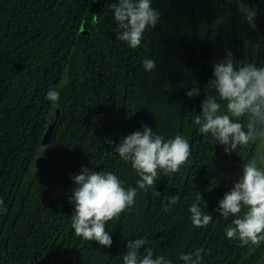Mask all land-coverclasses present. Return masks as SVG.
<instances>
[{"label": "trees", "instance_id": "16d2710c", "mask_svg": "<svg viewBox=\"0 0 264 264\" xmlns=\"http://www.w3.org/2000/svg\"><path fill=\"white\" fill-rule=\"evenodd\" d=\"M116 2L0 0V264H123L127 243L142 237L144 248L172 264L199 248L201 264H259L264 242L241 247L229 240L225 229L236 217L224 218L218 208L264 145L238 146L211 176L224 145L201 134L193 118L215 95L213 65L229 51L234 66L264 67V0H242L256 10L255 29L237 0H151L160 19L135 49L117 39ZM147 58L156 61L154 71L144 70ZM194 87L199 94L187 96ZM52 88L60 114L49 133L55 103L45 97ZM144 125L165 140L183 135L190 157L179 172L158 170L156 183L138 189L135 204L107 222L111 247L78 237L72 177L82 167L104 170L136 188L139 175L115 148ZM197 194L213 217L206 227L189 218ZM173 196L179 201L165 211Z\"/></svg>", "mask_w": 264, "mask_h": 264}, {"label": "clouds", "instance_id": "9594fccd", "mask_svg": "<svg viewBox=\"0 0 264 264\" xmlns=\"http://www.w3.org/2000/svg\"><path fill=\"white\" fill-rule=\"evenodd\" d=\"M237 4L255 29L256 10L242 0H237ZM111 7L117 22V39L127 42L133 49L141 46L145 31L154 28L160 19V13L151 6V0H117ZM142 64L145 71L156 69L153 59H144ZM213 69L214 79L209 81V88L215 90V95L206 96L201 103V114L193 118L199 132L210 134L217 144L224 145V151L229 155L238 146L257 141L264 145V67H257L255 63L234 66L229 51L224 60L213 65ZM198 94L199 89L195 87L186 93L189 97ZM59 97L60 93L52 88L45 98L56 103ZM244 117H247L246 123L241 122ZM115 151L125 162H131L139 175L136 188L126 189L117 175L104 170L96 172L82 167L80 174L72 177L75 184L70 197L75 206L72 228L78 237L95 240L104 247H111L113 243L106 231L107 222L119 219L122 212L135 204L138 189L147 191L153 186L158 170L166 176L179 172L191 155L190 144L183 135L177 134L165 140L147 125L142 131L123 137ZM261 163H264L261 152L247 160L242 165V176L219 201L220 216L236 217L232 226L225 229L226 237L229 240L238 239L241 247L249 243L259 246L264 242V167ZM155 195L160 194L156 192ZM201 200L202 197L197 194L189 207V218L197 228L206 227L213 220L212 215L200 207ZM178 201V196L170 197L164 210L168 211ZM3 205V200H0V211H6ZM245 207L247 211L241 216ZM146 243L143 237L130 240L123 255V264H172L171 260L162 255L154 256L151 249L144 248ZM141 248H144L143 254ZM204 252L203 248H199L179 258L184 264H201Z\"/></svg>", "mask_w": 264, "mask_h": 264}, {"label": "water", "instance_id": "95a60500", "mask_svg": "<svg viewBox=\"0 0 264 264\" xmlns=\"http://www.w3.org/2000/svg\"><path fill=\"white\" fill-rule=\"evenodd\" d=\"M85 32L86 33H89L88 31H85ZM59 114H60L59 105H58V103H55L54 104V107H53V110H52V113H51V116H50V121H49V124H48V127H47V132L52 133L54 131L55 126H56V123H57V120H58V117H59ZM227 154L228 153L224 152V155H223L221 161L218 163V166L213 171V173H212L211 176H213L217 172V170L222 166V164L224 163V161L226 159ZM208 180H210V177L208 178ZM261 261H260V263H261Z\"/></svg>", "mask_w": 264, "mask_h": 264}, {"label": "rangeland", "instance_id": "374dc122", "mask_svg": "<svg viewBox=\"0 0 264 264\" xmlns=\"http://www.w3.org/2000/svg\"><path fill=\"white\" fill-rule=\"evenodd\" d=\"M45 147H46V142L44 141L43 144H42V148H45ZM41 155H42V153L40 154V156ZM40 156H38V158H37V162L35 163V165L33 167V171L37 168V166L39 164ZM259 264H264V259Z\"/></svg>", "mask_w": 264, "mask_h": 264}]
</instances>
